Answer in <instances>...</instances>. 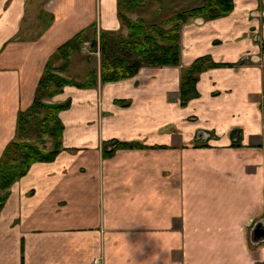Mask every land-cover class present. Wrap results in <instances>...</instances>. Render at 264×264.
<instances>
[{
    "label": "crops",
    "instance_id": "obj_1",
    "mask_svg": "<svg viewBox=\"0 0 264 264\" xmlns=\"http://www.w3.org/2000/svg\"><path fill=\"white\" fill-rule=\"evenodd\" d=\"M93 24L127 32L118 0H0V157L51 56ZM181 45L177 66L115 82L99 69L96 87L51 100L71 101L63 149L11 187L0 264H264V0L191 19ZM205 56L183 105V73ZM117 142L134 146L106 155Z\"/></svg>",
    "mask_w": 264,
    "mask_h": 264
},
{
    "label": "trees",
    "instance_id": "obj_2",
    "mask_svg": "<svg viewBox=\"0 0 264 264\" xmlns=\"http://www.w3.org/2000/svg\"><path fill=\"white\" fill-rule=\"evenodd\" d=\"M160 4L163 0H118V14L127 33L101 31L97 25L82 30L62 45L49 59L36 91L33 104L21 111L17 120L15 138L5 147L0 157V211L10 195V189L25 176L36 162L54 161L63 149L65 125L60 113L71 106V101L54 103L49 100L66 86L93 88L98 84V70L91 69L82 80L69 76L73 58L82 52L88 37L94 36L92 48L100 49L101 80L115 82L135 76L144 66H177L181 62L182 29L191 19L202 17L214 20L229 15L234 0H203L198 7L173 12L159 23H148L144 18H132L146 3ZM59 65L56 66V63ZM210 56L198 58L182 76L181 102L183 105L198 96L200 73L213 67ZM48 142L51 146L48 147ZM117 148L133 144L115 143Z\"/></svg>",
    "mask_w": 264,
    "mask_h": 264
},
{
    "label": "rangeland",
    "instance_id": "obj_3",
    "mask_svg": "<svg viewBox=\"0 0 264 264\" xmlns=\"http://www.w3.org/2000/svg\"><path fill=\"white\" fill-rule=\"evenodd\" d=\"M202 4L203 0H163L160 4L148 2L143 9L136 10V12L131 16L133 19H137L136 16L142 17L148 23H159L168 18V16L173 14L175 11L198 7ZM99 33L100 31L98 30V34ZM92 41H94L93 35L87 38L83 45L82 52L73 58L67 75L77 76L84 80L85 78L82 76L89 73L91 69H97L99 76V69L101 73V53L99 46L96 50L92 48ZM57 65H59V62L56 63V66ZM50 146L51 142H48V147Z\"/></svg>",
    "mask_w": 264,
    "mask_h": 264
},
{
    "label": "water",
    "instance_id": "obj_4",
    "mask_svg": "<svg viewBox=\"0 0 264 264\" xmlns=\"http://www.w3.org/2000/svg\"><path fill=\"white\" fill-rule=\"evenodd\" d=\"M252 240L255 243H258L260 241H264V223H258L254 230L252 231Z\"/></svg>",
    "mask_w": 264,
    "mask_h": 264
},
{
    "label": "built area",
    "instance_id": "obj_5",
    "mask_svg": "<svg viewBox=\"0 0 264 264\" xmlns=\"http://www.w3.org/2000/svg\"><path fill=\"white\" fill-rule=\"evenodd\" d=\"M94 264H101V261L99 259L94 261Z\"/></svg>",
    "mask_w": 264,
    "mask_h": 264
}]
</instances>
